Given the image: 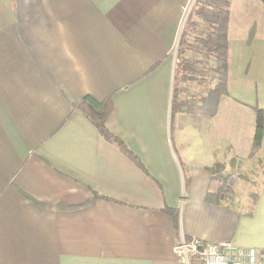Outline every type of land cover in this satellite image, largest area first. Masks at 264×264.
Listing matches in <instances>:
<instances>
[{
    "label": "crops",
    "instance_id": "1",
    "mask_svg": "<svg viewBox=\"0 0 264 264\" xmlns=\"http://www.w3.org/2000/svg\"><path fill=\"white\" fill-rule=\"evenodd\" d=\"M192 3L0 0V264H203L174 252L192 237L255 247L264 264V18L231 0L217 103L216 60L195 37L185 58L197 70L186 81L176 68ZM88 95L112 101L108 126L146 169L78 108ZM232 103L252 111L236 123L244 136ZM216 162L234 195L210 202Z\"/></svg>",
    "mask_w": 264,
    "mask_h": 264
},
{
    "label": "trees",
    "instance_id": "2",
    "mask_svg": "<svg viewBox=\"0 0 264 264\" xmlns=\"http://www.w3.org/2000/svg\"><path fill=\"white\" fill-rule=\"evenodd\" d=\"M264 2V0H262ZM231 0H196L185 21L181 38L177 49V67L185 68V80L191 79L189 68L195 70L191 60L185 58V54L191 49L192 44L188 43V38L195 37L198 46L211 53L216 60L217 81L212 95L216 96L217 103L222 95L228 93V29L230 20ZM196 18V19H195ZM200 19L207 28L198 31L189 32V24H196ZM253 31L250 32L249 39ZM197 70V69H196ZM100 129L102 135L109 141L115 143L120 149L128 154L142 168L146 169L139 156L135 154L126 144V142L115 134L108 126V121L113 114V103L110 99L100 101L95 97L88 95L78 105ZM255 133L253 138L254 151L259 150L264 142V109L256 108ZM264 163V154L261 160ZM233 165L237 166V160L233 158ZM264 166V165H263ZM231 175L224 172V165L216 162L212 166V179L209 186L206 199L210 202L217 201L222 195L232 197L234 195L233 186L230 183ZM254 200L257 193H252ZM166 212L171 216L175 225L178 224L177 210L171 207L166 208Z\"/></svg>",
    "mask_w": 264,
    "mask_h": 264
},
{
    "label": "built area",
    "instance_id": "3",
    "mask_svg": "<svg viewBox=\"0 0 264 264\" xmlns=\"http://www.w3.org/2000/svg\"><path fill=\"white\" fill-rule=\"evenodd\" d=\"M174 252L186 262L195 258L203 264H263L257 248L237 246L230 240L206 242L197 237L182 238L174 246Z\"/></svg>",
    "mask_w": 264,
    "mask_h": 264
},
{
    "label": "rangeland",
    "instance_id": "4",
    "mask_svg": "<svg viewBox=\"0 0 264 264\" xmlns=\"http://www.w3.org/2000/svg\"><path fill=\"white\" fill-rule=\"evenodd\" d=\"M242 1H243V5L246 3L245 5L247 7V11L250 14L249 17H254L255 16V17H259V19L264 18V2L262 0H259L255 4L253 2H251V1H249V0H242ZM195 2H196V0H194V3H192V5H190V7L188 9L191 10L192 7H193V4H195ZM187 13H188V10L186 12V15H187ZM244 27H245V23H243V30L240 29V28H238V29H235V32L245 31V28ZM196 28H197V25L195 23L194 24H192V23L189 24V32L190 31L191 32L194 31ZM235 101H237V100L234 99L233 102H235ZM232 116L234 118V133H237V134L243 133V136H244V134L246 132L245 126H243L241 124H236V123H237V120H239V122L242 120L243 123L245 124V122H247L248 119L250 120V118L252 117V111L249 110V109H243L242 107H240V105L234 103L233 104V113H232ZM255 121H256V118H255ZM255 123L253 125H255ZM256 164H257V161L254 164V166ZM263 165H264V163L261 161L260 162V166L261 167H264ZM247 168H249V167H247ZM242 172L243 171L238 172V176L239 177H242L244 175V174H242ZM261 176H262V174L259 172V174L257 175V179L259 180L261 178ZM235 182H236V179L233 181V184ZM244 185H246V186H244L245 188L244 189L243 188L240 189V191H242L243 194H245V193L247 194L248 191H250V190L254 191L256 189V188H253V186L252 185H249L248 183H245L244 182Z\"/></svg>",
    "mask_w": 264,
    "mask_h": 264
}]
</instances>
